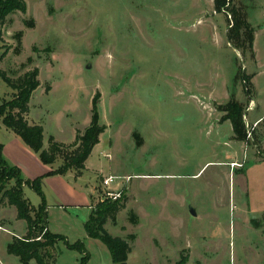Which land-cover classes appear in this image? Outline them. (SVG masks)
Returning a JSON list of instances; mask_svg holds the SVG:
<instances>
[{"label": "rangeland", "instance_id": "rangeland-1", "mask_svg": "<svg viewBox=\"0 0 264 264\" xmlns=\"http://www.w3.org/2000/svg\"><path fill=\"white\" fill-rule=\"evenodd\" d=\"M21 2L0 20V70L17 80L38 69L27 118L43 125L45 148L52 135L70 147L47 165L0 117L3 155L26 179L43 178L44 232L86 248L57 240L50 264H81L88 254L87 264H113L85 222L117 199L124 206L105 227L129 241L127 264H176L182 255L186 264H264V0H234L253 29L252 52L229 40L232 15L215 0ZM16 92L0 77V104ZM232 100L244 108V141L220 109ZM94 103L103 131L85 168L48 175L67 162ZM85 181L95 186L91 209L66 192ZM24 198L35 217L43 198L28 185ZM28 225L0 191V264H22L7 247Z\"/></svg>", "mask_w": 264, "mask_h": 264}, {"label": "trees", "instance_id": "trees-1", "mask_svg": "<svg viewBox=\"0 0 264 264\" xmlns=\"http://www.w3.org/2000/svg\"><path fill=\"white\" fill-rule=\"evenodd\" d=\"M18 7L24 8L25 4L21 0H0V20H3L4 13L8 9ZM215 9L218 12L228 11L232 15V25L228 37L233 45L236 48L243 49V51L252 52L254 47L253 29L245 13L234 5V0H215ZM1 60L2 56L0 57V63ZM38 73V69H34L17 80H13L0 70V77L17 91L12 100H4L0 104V117H3V124L12 130L26 146L36 152L43 163L52 165L57 157L61 155L62 150L70 146L66 147L65 144L56 141L52 135L49 138V147L45 148L43 125L31 124L27 118L30 111V98L34 90L40 85ZM220 109L226 112L225 117L232 122L235 137L241 141L246 140L243 105L232 100ZM92 111L91 123L82 134L77 135L76 142L72 145L75 146L74 150L72 153H65L67 162L58 169H50L48 175L66 174L72 167L78 171L85 168V163L94 146L100 142V135L103 131L99 125V114L95 103ZM3 150L4 145L0 142V191H4L5 195H8L10 203L17 207L19 217L27 220L29 224V231L25 237H15L8 244V253L18 256L22 264H30L32 259H35L38 264H50L51 261H55V258L48 249L50 246L55 245L57 240H64L68 248L85 253L86 248L81 240L71 243L62 234L49 230L44 232L48 224V204L43 190V178L26 179L21 169L10 164L4 157ZM12 179H15V183L9 186ZM27 185L43 198L39 207L33 208L36 211L35 217L31 215L30 210L32 207L30 208L24 198V187ZM123 206L122 199L102 202L85 222L88 236L100 239L107 246L113 264H127L131 252V245L126 238L113 235L105 227L107 221L114 218ZM40 234H42V239H38ZM88 258L89 254L83 255L81 264H87ZM187 261L188 257L182 255L176 264H186Z\"/></svg>", "mask_w": 264, "mask_h": 264}, {"label": "crops", "instance_id": "crops-1", "mask_svg": "<svg viewBox=\"0 0 264 264\" xmlns=\"http://www.w3.org/2000/svg\"><path fill=\"white\" fill-rule=\"evenodd\" d=\"M15 137H18V136H15ZM17 141V143H18V145H21V147H22V149H24V146L22 145V144H20V141L18 140V139H13V142H16ZM52 169V168H51ZM68 174V173H67ZM70 176L72 177V178H74L73 177V174L72 173H70ZM84 175H82V176H80V177H78V178H81L82 179V177H83ZM54 177H51V179H53ZM75 180L77 179L76 177L74 178ZM46 185V184H45ZM62 186V185H61ZM46 187H48V188H50L49 186H47L46 185ZM50 190H52V188H50ZM64 190V189H63ZM70 191H68L67 189H66V192H67V194H73V193H75V192H77V193H80L81 194V196H82V198L84 199V200H86V201H88V208L89 209H91V207H92V205H93V197H94V193H95V186H93L91 183H89V182H87V181H85V184L83 185V187H82V189H80V190H76V191H74L72 188H70L69 189ZM64 192H65V190H64ZM65 192V193H66ZM61 193H59V195H60ZM46 196V195H45ZM60 197H62L61 195H60ZM60 200H62V198L60 199ZM86 201H84V202H86ZM56 204H59V206L61 207V208H64L65 206H68V205H73V204H71V203H63V202H61V201H59V203H56ZM77 204H79V203H77ZM76 205V204H75ZM84 206V205H83ZM48 207H49V205H48ZM50 227V226H49ZM50 230H51V228H50Z\"/></svg>", "mask_w": 264, "mask_h": 264}, {"label": "built area", "instance_id": "built-area-1", "mask_svg": "<svg viewBox=\"0 0 264 264\" xmlns=\"http://www.w3.org/2000/svg\"><path fill=\"white\" fill-rule=\"evenodd\" d=\"M114 179V177H108L106 180H105V184L109 185V183Z\"/></svg>", "mask_w": 264, "mask_h": 264}]
</instances>
